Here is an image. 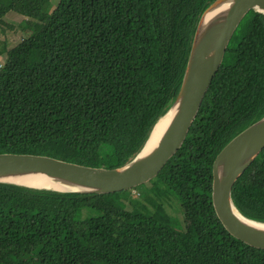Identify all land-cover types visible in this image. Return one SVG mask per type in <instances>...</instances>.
<instances>
[{
  "label": "trees",
  "instance_id": "1",
  "mask_svg": "<svg viewBox=\"0 0 264 264\" xmlns=\"http://www.w3.org/2000/svg\"><path fill=\"white\" fill-rule=\"evenodd\" d=\"M213 1L0 0V25L9 12L35 21L1 43L0 153L131 161L175 100ZM263 116L264 14L249 10L181 147L148 182L102 194L0 182V264H264V249L230 235L211 200L216 155ZM231 198L264 222V148Z\"/></svg>",
  "mask_w": 264,
  "mask_h": 264
},
{
  "label": "water",
  "instance_id": "2",
  "mask_svg": "<svg viewBox=\"0 0 264 264\" xmlns=\"http://www.w3.org/2000/svg\"><path fill=\"white\" fill-rule=\"evenodd\" d=\"M249 10L264 14V0H214L202 12L179 91L163 115L172 111V116L150 151L142 154L163 116L153 126L140 152L124 165L93 167L47 155L3 152L0 153V182L59 192L98 194L127 190L148 182L181 147L223 61L228 43ZM263 148L264 116L239 132L219 151L212 164L211 186L213 209L223 227L236 239L259 249H264V222L243 216L233 204L231 191ZM37 175L68 188L38 186L23 180Z\"/></svg>",
  "mask_w": 264,
  "mask_h": 264
},
{
  "label": "rangeland",
  "instance_id": "3",
  "mask_svg": "<svg viewBox=\"0 0 264 264\" xmlns=\"http://www.w3.org/2000/svg\"><path fill=\"white\" fill-rule=\"evenodd\" d=\"M52 6L54 7L58 0H51ZM6 24L0 25V47L1 43L5 42V45L9 48L14 44L18 43L22 38L30 35L34 29V20L23 17L21 15H15L13 13L6 14L3 17ZM1 29L4 32H1ZM4 56L0 57V66L4 62ZM177 213V212H176Z\"/></svg>",
  "mask_w": 264,
  "mask_h": 264
},
{
  "label": "bare ground",
  "instance_id": "4",
  "mask_svg": "<svg viewBox=\"0 0 264 264\" xmlns=\"http://www.w3.org/2000/svg\"><path fill=\"white\" fill-rule=\"evenodd\" d=\"M224 6H222L221 8H223ZM220 8V9H221ZM218 9V10H220ZM217 10V11H218ZM172 116V111L168 114H166L165 116H163L155 125L151 137L147 143V145L145 146L142 154L147 153L148 151H150L155 144L157 143V140L159 139L161 133L163 132V130L165 129V127L167 126V124L169 123V120ZM26 183L28 184H33V185H40V186H51V187H55V188H60V189H67L68 186L65 185H60V184H55L53 182H51L52 180H50L49 178H46L43 175H37L33 178H25L23 179Z\"/></svg>",
  "mask_w": 264,
  "mask_h": 264
},
{
  "label": "crops",
  "instance_id": "5",
  "mask_svg": "<svg viewBox=\"0 0 264 264\" xmlns=\"http://www.w3.org/2000/svg\"><path fill=\"white\" fill-rule=\"evenodd\" d=\"M9 13H13V14H15V15H19V14H16V13H14V12H9ZM9 13H8V14H9ZM1 56H4V54H0V57H1Z\"/></svg>",
  "mask_w": 264,
  "mask_h": 264
}]
</instances>
